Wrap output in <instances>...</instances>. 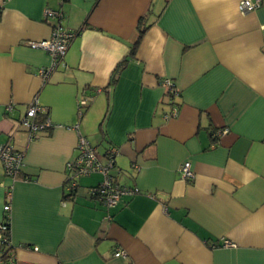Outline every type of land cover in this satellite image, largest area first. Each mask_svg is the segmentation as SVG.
<instances>
[{
	"label": "crops",
	"instance_id": "1",
	"mask_svg": "<svg viewBox=\"0 0 264 264\" xmlns=\"http://www.w3.org/2000/svg\"><path fill=\"white\" fill-rule=\"evenodd\" d=\"M243 1L0 0V143L24 153L17 178L0 165L15 264H264V2L243 13ZM60 9L76 37L44 82L51 57L30 44L50 39L45 14ZM164 79L180 92L168 121ZM36 99L53 127L31 141L19 124ZM78 134L102 156L116 148L113 177L140 193L106 208L93 174L67 197Z\"/></svg>",
	"mask_w": 264,
	"mask_h": 264
},
{
	"label": "built area",
	"instance_id": "2",
	"mask_svg": "<svg viewBox=\"0 0 264 264\" xmlns=\"http://www.w3.org/2000/svg\"><path fill=\"white\" fill-rule=\"evenodd\" d=\"M64 1L65 0H61L62 3ZM263 2L264 0H244L240 5V9L243 13L254 12L263 6ZM50 18L57 19V23L52 29L50 39L30 44L33 48L45 50L51 57V65L40 70V76L43 78L44 82H47L51 75L64 64L68 49L76 37V34L62 27L61 21L64 18V13L61 9L58 11L48 10L45 14V19L48 20ZM161 86L165 89L166 96L172 106L171 110L163 115L164 120L168 121L178 118L179 109L176 101L180 97V92L177 86L170 79H164L161 82ZM91 101H93L92 97H86L79 101L78 108L80 117ZM41 112L42 108L38 99H36L29 105L26 115L20 121L19 127L27 132L29 140L31 141L38 139L43 133L53 127L49 118L45 119L43 122L36 121V118ZM75 130L78 131V126H75ZM227 133L228 130L219 131L217 132V136H222ZM78 135V157L68 164V191L77 189L81 178L93 174H100L103 176V181L98 186L91 188L89 193L106 208H115L124 196H134L140 193V190L136 187L130 188L119 185L113 177L112 170L115 166L116 155L118 153L116 148H111L106 156H102L86 137L81 134ZM23 160L24 153L15 151L10 143H0V165L3 167L6 177L17 178L21 173ZM179 173L181 178L187 182L194 180L192 164L189 161L182 164ZM11 196V193H7V201L4 205V212L7 214V219L10 218L9 213L11 211V205L9 200ZM6 222H9V219L0 224V244L8 243V238L5 235V233L8 232V227L5 224ZM224 246L234 247V244L225 241ZM125 255L124 251H117L114 254L115 257H125ZM7 264H15V260L11 258Z\"/></svg>",
	"mask_w": 264,
	"mask_h": 264
},
{
	"label": "trees",
	"instance_id": "3",
	"mask_svg": "<svg viewBox=\"0 0 264 264\" xmlns=\"http://www.w3.org/2000/svg\"><path fill=\"white\" fill-rule=\"evenodd\" d=\"M147 23H148V21L143 20V19L140 21V25H139V39H138L137 43L134 45V48L132 50V55H134V53H135V51H136V49H137V47H138V45H139V43L141 41V38L143 37V35H144V33H145L146 29H147ZM126 62H127V60H124V62L120 64V66L118 67V72H119V69L120 70H121V68L123 69V67H124V65H125ZM110 150H111V148L105 153L104 156H106ZM115 164H116V162H115ZM78 189H79V183H78L77 189H75L73 191H68L67 192V197H71V196L74 197L76 195ZM8 219H9V222H6L5 223L6 226L8 227V232L5 233V235L8 238V243H6V244H0V246H1V249H0L1 256H0V258H1V261L5 262V263H7L11 258L14 259L13 258L14 247L12 246V243H11V227H10L11 224H10V218H8ZM8 219L5 216L3 222H5Z\"/></svg>",
	"mask_w": 264,
	"mask_h": 264
}]
</instances>
